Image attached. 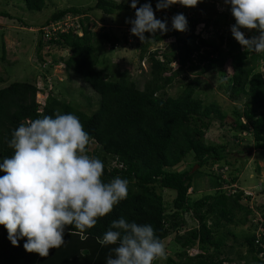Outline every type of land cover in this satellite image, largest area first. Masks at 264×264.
Wrapping results in <instances>:
<instances>
[{"label": "trees", "instance_id": "1", "mask_svg": "<svg viewBox=\"0 0 264 264\" xmlns=\"http://www.w3.org/2000/svg\"><path fill=\"white\" fill-rule=\"evenodd\" d=\"M22 2L31 12H39L45 7L44 0ZM179 7L174 4L157 11L161 13L159 19H167L169 30L166 34L156 32L151 35L152 40L141 47L140 59L146 57L152 69L142 89L129 79L126 71L114 78L103 68H97L103 63L104 56H100L105 44L113 48L120 40L111 31H91L87 23L92 10L106 15L121 10L135 11L130 6L114 0H96L93 8L72 7L57 11L35 28L38 56L45 47H49L45 51L47 54L51 49L66 52L58 59L65 71L81 80L99 99L94 111L88 114L49 93L47 84L44 85L47 91L44 100L37 98L42 89L35 83L3 84L0 86V161L13 155L8 141L21 123L54 116L57 111L72 113L79 117L85 131L96 141V149L92 153L88 150V155L103 161L105 182L117 176L127 179L128 196L83 235L67 226L64 245L50 249L48 257L26 252L24 239L13 247L7 231L0 226V264H106L115 246L102 245L100 241L111 222L121 217L129 222L151 224L162 241L167 236L166 229L171 228L177 250L167 256L166 264H264V210L257 212L252 207V193L233 187L238 184V170L234 167L230 170L232 163L226 152L231 140L240 139V135L232 131L246 132L254 150L262 153L260 156L264 159V71H258L259 64L264 66V53L244 50L223 32L218 33V43L204 38L203 31H194L198 23L193 14L188 22L189 8L181 10ZM152 8L155 12L156 4ZM179 13L186 17L190 31L172 30V17ZM67 16L78 18L76 26L44 40L42 29ZM222 16L224 22L230 17L232 26L235 24L230 6H225ZM0 17L13 19L6 12H1ZM209 24L210 21L205 20L203 29ZM218 24L214 21L213 26L217 28ZM23 26L28 28L26 24ZM241 31L245 32L246 38L255 34ZM167 39H173L174 52H147L150 46ZM126 40L124 37V42ZM0 49V62H4V46ZM173 64L178 67L176 70H172ZM187 72L200 77L217 72L218 89L231 102L243 100L242 111L235 107L231 112L219 114L216 103L205 104L195 95L200 84L197 77L182 83L175 94L167 95L166 89L180 75L186 78ZM1 83L4 80L0 78ZM87 105L93 106L90 102ZM214 120L224 128V133L231 134V140L215 141L210 136ZM188 154L192 156L190 164L199 169L190 174L174 171L173 168L182 164ZM213 166L216 169H212ZM202 167L214 178L215 190L213 194L193 199L196 193L193 180L202 174ZM258 170L257 174L262 177ZM2 175L4 173L0 172ZM159 189L174 192L170 195L169 206ZM184 213H189L196 221L195 227L182 229L184 223L177 221ZM232 226L242 229L237 233L233 230L236 227ZM241 248L244 253L240 252ZM194 249L198 253L190 255L189 251Z\"/></svg>", "mask_w": 264, "mask_h": 264}, {"label": "clouds", "instance_id": "2", "mask_svg": "<svg viewBox=\"0 0 264 264\" xmlns=\"http://www.w3.org/2000/svg\"><path fill=\"white\" fill-rule=\"evenodd\" d=\"M138 3L131 0L135 19L126 21L131 24L130 33L141 41L145 33L166 34L167 19H157L150 2L139 7ZM199 3L201 0H157L155 11L174 4L195 8ZM224 3L235 20L230 29L235 41L244 50L264 53V0ZM171 27L186 32V17L176 14ZM241 29L255 34L246 38ZM94 143L78 116L59 111L21 123L11 133L8 147L13 155L0 161L4 173L0 176V226L13 247L24 239L26 252L48 257L50 249L64 245L67 226L83 235L127 199L128 180L117 176L105 182L103 161L88 155ZM100 243L115 246L106 264H154L167 259L166 245L151 224L129 222L124 217L111 222Z\"/></svg>", "mask_w": 264, "mask_h": 264}, {"label": "rangeland", "instance_id": "3", "mask_svg": "<svg viewBox=\"0 0 264 264\" xmlns=\"http://www.w3.org/2000/svg\"><path fill=\"white\" fill-rule=\"evenodd\" d=\"M96 0H44L45 7L39 12L28 11L22 2V0H0V13L6 12L10 14L13 19L0 17V48L4 46L5 59L4 62H0V78L4 80L3 84H10L12 82H28L35 83L42 92L37 95L39 100H44L47 97V91L44 89V85L47 84V90L52 95H58L62 100H67L69 103L85 113H92L94 107H96L99 96L81 80L73 75L68 74L65 71L64 65L59 62V57L66 55V52L51 49L49 54L45 51L49 50V47H45L40 55L36 53V44L38 40V34L36 32L37 26L42 25L48 20L55 12L76 7L79 9H85L88 7L93 8ZM117 3L130 6L131 0H114ZM150 2L152 7L155 6L156 0H139L138 6ZM179 5V4H178ZM182 10V6L179 5ZM224 0H201L195 8H189L188 10V22L189 17L193 14L197 23L194 31H203V37L210 40L213 39L218 43V33L223 32L225 35H229L233 38L231 33L232 22L229 17L224 22L222 16L223 10H225ZM182 12V11H181ZM186 12V11H184ZM160 12L155 11L156 18H160ZM135 19V11L121 10L111 15H106L102 11L92 10L89 14L88 27L95 33L111 31L119 40V44L115 47H110L105 44L104 52H102L103 63L99 68H103L104 71L114 78L119 73L126 71L129 79L134 81L142 89L144 84L150 78L151 64L146 57L140 59L141 47L145 42L152 40V34L145 33L144 41H141L138 37L130 33L131 24L126 23ZM18 20H21L20 23ZM205 20L210 21L209 26L204 30L203 25ZM214 21H217V28L213 26ZM224 22V23H223ZM26 24L28 28L24 27ZM217 29L219 30L217 32ZM191 30L188 25L187 31ZM124 37L127 39L124 42ZM234 39V38H233ZM150 46L147 52L158 50L160 54L167 52H174L173 39H167ZM2 50L0 49V57ZM148 54V53H147ZM39 58H42L40 61ZM160 59H163L160 56ZM45 62V64H44ZM172 70H176L178 67L173 64L171 65ZM227 70V69H226ZM259 72L264 71V66L259 64ZM226 73V72H225ZM170 75V73L168 74ZM186 78L180 75L175 79L167 89L166 94H175L182 83H186L197 77L199 81V89L195 95L200 98L205 104L216 103L219 106V114L224 111H230L238 107L242 111L244 108V101L242 102H231L223 93L222 90L218 89L217 72H210L206 76H196L194 73L186 74ZM225 78L228 76L226 74ZM7 82V83H6ZM223 82V81H222ZM93 92V93H92ZM62 94V95H60ZM60 95V96H59ZM93 106L88 107V103ZM232 131V129H229ZM226 129L227 132H231ZM224 128L220 127L218 121L212 123L210 129V136L215 141H223L222 139L231 140L230 133H224ZM234 134L240 135L239 140H231L232 144L228 146L226 152H229L227 159L232 163L230 170L233 171V167L238 170V184L236 187L253 193L252 207L257 209V212L264 210V159L261 158L259 151L254 150L252 139L249 133H239L235 130L232 131ZM96 149V144H92L89 147L90 153ZM192 162V156L188 154L183 160L182 164L176 165L173 170L177 172H196L199 167L197 165L190 164ZM228 168V167H227ZM259 169V173L262 177L257 174L256 169ZM212 169H216L213 166ZM207 169L201 168L202 174L196 176L193 180V187L196 189V193L192 196L193 199H198L203 195L213 194L215 190V180L213 177L206 174ZM226 175L224 174V177ZM199 178V179H198ZM162 194L164 201L167 205H170L171 196L174 195L172 190L159 189ZM240 213L239 215H242ZM183 222V230H188L196 226V221L192 219L189 213H184L182 218L177 222ZM234 232H239L241 226H232ZM167 236L163 241L166 245L167 256L173 255V252L177 250L174 244V233L171 228L166 229ZM182 233V232H181ZM195 250V251H194ZM189 251L190 255H195L198 252L196 249ZM241 253L244 250L240 249ZM157 264H166L165 260L157 261ZM241 264V263H240Z\"/></svg>", "mask_w": 264, "mask_h": 264}, {"label": "built area", "instance_id": "4", "mask_svg": "<svg viewBox=\"0 0 264 264\" xmlns=\"http://www.w3.org/2000/svg\"><path fill=\"white\" fill-rule=\"evenodd\" d=\"M77 19V17L67 16L65 19L59 20L58 22L43 28V39H49L52 35H56L58 32H66L69 28L76 26Z\"/></svg>", "mask_w": 264, "mask_h": 264}, {"label": "crops", "instance_id": "5", "mask_svg": "<svg viewBox=\"0 0 264 264\" xmlns=\"http://www.w3.org/2000/svg\"><path fill=\"white\" fill-rule=\"evenodd\" d=\"M261 174H262V172H261Z\"/></svg>", "mask_w": 264, "mask_h": 264}]
</instances>
